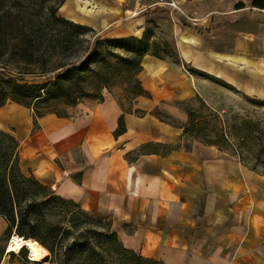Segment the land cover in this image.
I'll return each instance as SVG.
<instances>
[{
    "label": "crops",
    "instance_id": "0c3cea01",
    "mask_svg": "<svg viewBox=\"0 0 264 264\" xmlns=\"http://www.w3.org/2000/svg\"><path fill=\"white\" fill-rule=\"evenodd\" d=\"M174 1L194 19L169 7L149 10L169 24L175 61L143 56V93L130 110L107 95L65 115L34 119L32 108L7 101L0 105V130L16 140L21 170L81 209L108 214L123 246L140 257L164 264H264V174L213 145L186 146L184 127L154 114L197 96L212 105L205 80L185 66L264 98V22L246 31L224 21L264 10L251 1L236 8L232 0ZM134 6V0H63L59 11L113 37L140 36L146 19L157 21L149 11L129 15ZM163 23L157 29L164 31ZM6 230L0 214V264H23L6 250Z\"/></svg>",
    "mask_w": 264,
    "mask_h": 264
},
{
    "label": "rangeland",
    "instance_id": "374dc122",
    "mask_svg": "<svg viewBox=\"0 0 264 264\" xmlns=\"http://www.w3.org/2000/svg\"><path fill=\"white\" fill-rule=\"evenodd\" d=\"M4 1L11 12L8 15L15 23L20 24V18H27L29 14H33L35 20L44 16L45 9L40 0ZM234 1L236 8L242 4H250L251 0H232ZM153 12L149 11L147 16H152L162 24L164 21L159 20L157 15L161 12ZM57 14L61 16L59 8ZM215 17L218 20L224 18L218 14H215ZM226 20L241 29L252 31L258 27L259 22H264V12L248 11L247 14L239 13L233 15L232 19H224ZM157 22L146 19L147 25L140 36L132 33L122 37H113L105 31H97L84 25L93 29L95 35L101 39L118 41L99 45L96 54L82 61L92 40L91 31L83 30L85 35L81 37V47H72L64 53L41 50L46 58L42 60L35 55L34 62L29 65L18 55L17 45L21 42L17 32L3 25L0 27V69L16 78L9 80L4 74H0V103L20 101L29 103L30 107L39 113L64 114L69 107L78 103L99 101L109 95L123 110H130L136 96L143 91L139 80L143 56L156 53L167 60L175 61L170 26L163 23L164 31H161L157 29ZM3 24H6V21H3ZM63 62L75 64L77 67L62 79V83L50 85L55 78L54 73L59 70L54 68ZM24 66L31 68L32 72H17L16 68L22 70ZM185 68L197 78L205 80L212 94V105H207L199 96L175 100L169 104L173 112L167 111L164 106L159 109L164 120L188 128L184 138L186 146L193 145L195 141L206 145L215 144L218 149L237 157L250 169L264 174V98L249 97L222 80L211 78L189 66ZM37 92L41 96L34 100L32 97ZM0 140L5 142V149L10 154L8 166H13L14 174L21 173L27 178L20 179V191L26 188L29 191L28 195L22 196V204L31 203L32 210L40 209L45 212V208L54 205L48 200L50 188L40 185L31 174L20 169L16 145L10 142L8 137L0 135ZM35 202L37 205H33ZM45 218L60 228L59 236L63 239L56 255L53 257L49 253L47 262L51 264H88L90 260L87 256L96 261V264H161L143 259L130 249H123L117 240L106 236L108 228L113 230L111 219L106 213L83 211L74 203H65L58 204ZM65 229H70V233H65ZM5 239L8 242L9 237ZM3 244L1 243V246ZM27 254V249H23L13 251L10 257L23 263H38L30 261Z\"/></svg>",
    "mask_w": 264,
    "mask_h": 264
},
{
    "label": "trees",
    "instance_id": "16d2710c",
    "mask_svg": "<svg viewBox=\"0 0 264 264\" xmlns=\"http://www.w3.org/2000/svg\"><path fill=\"white\" fill-rule=\"evenodd\" d=\"M40 1L44 5V9H45L44 16H40L39 20H35L32 16L33 14H29L27 18L24 17L20 18L21 19L19 20L20 24H18L12 21L10 15H8V13L11 14V12H9V10L7 9L8 5L5 4L4 0H0V27L4 25L9 27L11 30H15L17 32L18 35L17 37L21 42L20 45H17L19 50L18 55L20 56L22 61H24L26 64L29 65L32 62H34L35 55H38L39 59L44 60L46 56L44 55V53L40 52L41 50L42 51L52 50L54 53L55 52L64 53L65 51L71 49L72 47L75 46L81 47V42L83 41L81 37L85 35L83 30L91 31L92 40L89 42L88 52L83 57L82 61L96 54L98 52L99 45L118 41L117 39L115 40L101 39L99 36L95 35L93 29H88L84 25L66 20L64 17L58 15L57 10L62 4L63 0H40ZM251 6L264 10V0H251ZM3 21H6V24H3ZM152 55L159 56L156 53H153ZM76 67L77 66L75 64L69 65V62L60 63L56 68H54V70L57 69L59 70L54 73L53 76L55 78L50 83V85H56L58 83H62L63 82L62 79L70 72H73L76 69ZM16 69L18 70L17 72H25V73L32 72L30 71L31 68H29L28 66H24L22 70L20 68H16ZM0 74H4L9 80H15L16 78V76H11L10 74L5 73L2 69H0ZM39 96H41V94L37 92V94H34L32 98L34 100H37L36 98H38ZM15 102H19L23 105H26L27 107H30L29 103H24L20 101H15ZM3 103L5 102L0 103V105ZM32 112L34 119L44 114V113H39L38 110H34L33 108H32ZM52 113H55L57 115L66 114V113L60 114L56 112H52ZM154 114L159 119L166 121L164 120L163 116L160 114L159 110L156 109L154 111ZM122 130H123V121L122 118L119 117L117 131H122ZM183 132L184 134H187L188 128L184 127ZM0 135L8 137L10 142H13L16 145V149H17V142L12 137V135H9L7 132L1 130H0ZM4 143H5L4 141L1 142L0 140V214L4 217V219L7 222V230L5 233L6 237L8 238L15 233L16 235L21 236L24 239H29V238L34 239L44 250L48 252V254L50 253L51 256L54 257L56 255V250L61 247L63 239L61 236H59L60 228L56 224L53 225L50 222H48L45 216L46 214L51 212L54 208H57L58 204H65V203L73 204L74 202L72 200L60 197L59 195L55 194L53 190L49 189L48 200L52 201L54 205L50 206L49 208H45V212L41 211L40 209L32 210L31 203L23 205L21 202L23 199L22 196L28 195L29 191L28 188L23 189L22 192L20 191L21 188L20 179L27 180V178L24 177L21 173L14 174L13 166L10 167L8 166L10 154L9 151L5 149ZM208 145L215 146V144H208ZM7 146L9 148L11 147L10 144H8ZM33 205H37V203L35 202V204ZM65 233H70V229H65ZM106 236H108L109 238H114V240H117V242L120 244V246L123 249H126L122 245L121 241H119V239L117 238V235L114 230H110L108 228V230L106 231ZM87 259L90 260L88 264H96V261H93L90 256H87ZM47 260L38 262L37 264H51L47 262ZM157 262L164 264L161 261H157ZM23 264H28V262H24Z\"/></svg>",
    "mask_w": 264,
    "mask_h": 264
},
{
    "label": "bare ground",
    "instance_id": "6f19581e",
    "mask_svg": "<svg viewBox=\"0 0 264 264\" xmlns=\"http://www.w3.org/2000/svg\"><path fill=\"white\" fill-rule=\"evenodd\" d=\"M27 249L28 259L32 262H42L48 259V252L44 250L36 240L34 239H24L21 236L12 234L7 242V251H20L21 249Z\"/></svg>",
    "mask_w": 264,
    "mask_h": 264
},
{
    "label": "built area",
    "instance_id": "2783aa9c",
    "mask_svg": "<svg viewBox=\"0 0 264 264\" xmlns=\"http://www.w3.org/2000/svg\"><path fill=\"white\" fill-rule=\"evenodd\" d=\"M149 0H134L135 6L130 11L129 15L136 16L145 13L149 10H156V8L169 7L172 11H176L183 15L186 19L193 20V16L188 15L180 5L174 0H154L148 3Z\"/></svg>",
    "mask_w": 264,
    "mask_h": 264
}]
</instances>
